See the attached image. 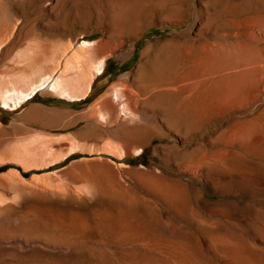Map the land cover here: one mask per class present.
Wrapping results in <instances>:
<instances>
[{"label":"rangeland","instance_id":"1","mask_svg":"<svg viewBox=\"0 0 264 264\" xmlns=\"http://www.w3.org/2000/svg\"><path fill=\"white\" fill-rule=\"evenodd\" d=\"M163 45L170 48L157 68L153 53ZM46 78L58 80L59 93L46 84L20 107H2L4 97L13 104ZM169 89L178 95L151 99ZM116 92L121 100L113 99ZM106 100L114 110H106ZM196 100L203 112L195 111ZM122 103L139 117L123 115ZM234 132L250 137L251 146L235 151L241 173L252 175L251 193L212 164L229 155L224 142ZM263 135L264 0H0L2 205L15 204L18 184L88 196L97 187L78 167L100 163L138 199L132 213L155 217L159 234L184 235L200 260L229 264L212 250L211 237L239 240L263 259ZM145 182L184 190L185 199L173 210ZM111 207L130 210L123 199Z\"/></svg>","mask_w":264,"mask_h":264},{"label":"bare ground","instance_id":"2","mask_svg":"<svg viewBox=\"0 0 264 264\" xmlns=\"http://www.w3.org/2000/svg\"><path fill=\"white\" fill-rule=\"evenodd\" d=\"M84 43L88 44V46L90 45V43L86 41ZM169 48H170L169 46L163 45V47L160 50H158L157 48L156 51L153 53L155 54V56L158 57V61L156 62L158 65L155 63L157 68L163 65L160 56H162V53L166 52V50H168ZM261 55H263V53H261ZM151 57L156 58L153 56ZM102 72H103V66L98 68V73L101 74ZM145 75H147V73L146 74L143 73L140 77H145ZM49 78L48 79L46 78V80L44 79L45 81L33 87L32 89L30 88L29 91L22 93L21 97H19L17 101H14L13 104L8 100H6L8 99L7 96L4 97L2 100L4 101L2 107L7 109H16L17 107H20L23 103L27 101L29 102V100L36 97L35 95L41 89H43L46 86V84L48 86V90L57 91L59 93L60 91L59 87L61 86H59L58 80L51 79L49 81L50 83H46L48 82L47 80H49ZM174 90L171 91L170 89L169 91L163 90L153 96L151 95L152 96L151 99L156 100L157 102L159 101L161 103L165 102L164 101L165 97L178 95L177 92H173ZM221 91L222 90L220 89L218 92ZM179 92L180 91H178V93ZM216 94H217V90H216ZM61 95L69 100H73L71 99V97L74 98V100L77 99L73 96L70 97V94L66 95V92H64V94H62L61 92ZM203 96L202 97L206 99L205 98L206 95ZM113 97H114L113 99L117 101L121 100L122 98L120 92H116ZM202 97L200 98L201 100ZM248 100L249 99H247V101ZM211 102L212 101H210V103ZM196 103L197 104L194 103L193 105H196L195 111L197 112L202 111L204 108L203 106H206L204 105V102H200V101L197 102L196 100ZM103 105L106 108V110L108 109V111H112V109L114 110L113 103L110 100L104 101ZM128 108H127V104L122 103L120 105V112L125 116H133L135 118L139 117L138 114H133V112H131ZM174 111L176 110L174 109ZM261 116H263V114ZM200 117H202V115ZM178 121L181 122V120ZM236 132H234L235 134L233 136L229 135L230 137L229 140L226 139L228 141L227 145L226 142H224L225 144L224 146H226V149L229 151V155H226L224 154L225 152H223V154L225 155L224 156L221 152L220 155L223 156H221L220 158L215 157V159L216 158L217 159L216 160L213 159L215 160V162L213 161L212 164H214V168L217 169L219 173L236 179L235 187L238 190L242 191L243 193H247V192L251 193L252 191L251 185L253 184L252 175L249 174L247 171H246L247 173L245 174L241 173L240 170L241 167L239 168L237 163V161H239L237 159V157H239V154L235 151V149L246 148V146L249 144L247 141L249 139L247 138L250 137H248L249 134L248 135L246 134L247 138H245L244 135L239 136V134L241 135L242 133L236 134ZM251 138H253V136ZM252 140H254V138ZM255 145L254 148L256 147ZM125 146H127V144ZM249 146L251 145L249 144ZM257 147L260 148V146ZM220 150L221 149H219V151ZM140 151L141 148L136 149V154L140 153ZM255 155L256 154H254V156ZM197 158L199 157L197 156ZM239 158H242V156H240ZM245 158H247V156ZM248 162L249 161H247L246 163ZM108 166L102 165L100 163H88V164L80 165L78 167V168H82V170L85 169V177H86L85 181H87L88 184H92L97 187L96 188L97 191L95 190L96 192L94 191L91 192L87 190L86 194L88 196L84 195V197H81L79 193L78 195L76 193H75L76 195H74L70 193L71 191L70 192L67 191V193L55 192L56 190L54 189L55 191H52L53 189L51 188H50L51 191L40 187H32L29 189H23L24 188L23 187L19 189L21 186L19 187L18 184L17 187L18 189L16 188L18 192L16 190H13L11 192L13 193L14 191H16V193L14 192L15 196L13 195L15 204L2 205L1 203L3 202H0L1 204L0 264H210L209 262L206 263L199 259L200 257L198 255L199 253L198 254L196 253V249L194 247L196 245H193V242L192 244H190L189 242L185 241L182 238L184 235L182 237H178L173 233H169L167 235L159 234L156 230L153 229V221H154L153 218L155 217L152 216L148 218L146 221L144 220L145 221L144 222L141 217L132 213L131 210L136 205L137 203L136 200L138 199L136 198L134 200L133 198L125 195L122 184L116 178L114 172L110 173L111 170L110 171L107 170ZM210 170L209 168L205 170L207 175L213 174L212 172L210 174ZM145 183H148V185L145 186H147V188H149L151 192L153 191L156 195L162 197V199L167 203V205L173 210L177 208L175 206L176 202H183L184 201L183 199H185L182 196L183 194L181 195L182 191L181 192L179 190L177 191L173 186L170 185L166 186V184L165 183L163 184V182H162L163 185H160L161 183L158 185L155 184L149 185L150 182H145ZM231 188L232 187H230V189ZM182 193H184V190ZM89 195H91V197ZM132 197L134 196L132 195ZM119 199L120 200L123 199L124 204L127 206L128 209H130L129 211L127 210L125 211L122 209H113L111 207V203ZM231 203L238 205V202L234 200ZM177 206H179V204ZM158 218L156 217V219ZM165 218L166 220L169 221L167 217ZM211 238L212 239L209 244H211L212 250H214V252L217 253L218 255L220 252L221 258L229 262V264H264V258L262 259V257L259 258L258 255L257 256L253 255L254 254L253 252H252L253 254L249 253L243 247L244 244L241 245V243L238 242L239 240L236 241L229 237H221V238L211 237Z\"/></svg>","mask_w":264,"mask_h":264}]
</instances>
